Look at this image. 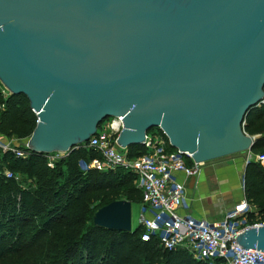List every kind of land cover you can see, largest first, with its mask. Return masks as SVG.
<instances>
[{
  "label": "water",
  "instance_id": "water-1",
  "mask_svg": "<svg viewBox=\"0 0 264 264\" xmlns=\"http://www.w3.org/2000/svg\"><path fill=\"white\" fill-rule=\"evenodd\" d=\"M0 82L28 99L35 152H68L117 116L122 148L158 128L199 164L251 151L242 126L264 100V0H0ZM95 219L133 232L128 200ZM236 242L264 251V225Z\"/></svg>",
  "mask_w": 264,
  "mask_h": 264
},
{
  "label": "trees",
  "instance_id": "trees-1",
  "mask_svg": "<svg viewBox=\"0 0 264 264\" xmlns=\"http://www.w3.org/2000/svg\"><path fill=\"white\" fill-rule=\"evenodd\" d=\"M1 88L0 82V138L17 145L28 140L37 117L25 95L4 97ZM242 127L256 136L251 152L264 153V100L248 109ZM151 131L168 142L160 129ZM20 149L27 151L25 157L0 150V264H204L185 249L166 250L156 240L142 241L139 227L127 232L93 223L99 207L120 199L141 203L132 171L82 169L80 161L101 158L87 144L63 153L53 166L48 165L49 153ZM127 150L129 157L146 152L141 144ZM243 177L244 199L252 209L248 222L264 221V165L248 162Z\"/></svg>",
  "mask_w": 264,
  "mask_h": 264
},
{
  "label": "built area",
  "instance_id": "built-area-1",
  "mask_svg": "<svg viewBox=\"0 0 264 264\" xmlns=\"http://www.w3.org/2000/svg\"><path fill=\"white\" fill-rule=\"evenodd\" d=\"M1 93L5 97L9 91L4 87ZM3 107L0 104V109ZM122 127L121 116L105 119L101 128H97L95 134L84 143L95 149L101 158L91 160L88 164L80 161L79 164L82 169L91 167L107 170L121 167L135 174L136 187L141 192L138 227L141 229L142 241L156 240L166 250L185 249L194 259L204 264H264V251L244 249L236 242V237L245 229L264 225V221L248 222V214L252 209L245 199L235 202L218 221L210 222L181 214L180 209L186 206V196L184 185L177 179V174L198 177L202 164L194 162L190 155L171 148L159 133H154L156 136L147 133L142 144L146 152L129 157L127 148L117 144V135ZM27 141L16 145L14 140L0 138V150L12 151L19 157H25L27 151L20 147L29 149ZM63 153H49L48 165L53 166V161ZM187 159L191 162L188 163ZM250 161L264 165V153L248 151L245 164ZM4 174L12 176L8 171H4Z\"/></svg>",
  "mask_w": 264,
  "mask_h": 264
},
{
  "label": "crops",
  "instance_id": "crops-1",
  "mask_svg": "<svg viewBox=\"0 0 264 264\" xmlns=\"http://www.w3.org/2000/svg\"><path fill=\"white\" fill-rule=\"evenodd\" d=\"M247 153L205 162L198 177L177 174L186 196V206L180 209L181 214L218 221L235 202L244 199L242 175Z\"/></svg>",
  "mask_w": 264,
  "mask_h": 264
},
{
  "label": "rangeland",
  "instance_id": "rangeland-1",
  "mask_svg": "<svg viewBox=\"0 0 264 264\" xmlns=\"http://www.w3.org/2000/svg\"><path fill=\"white\" fill-rule=\"evenodd\" d=\"M153 129V128H152ZM156 129V128H155ZM148 135L150 136H156L153 131L149 130L148 131ZM7 141H10V140H7ZM234 155H245L244 152H239V153H236V154H233V155H229V156H225L226 157H230V156H234ZM123 200H126V199H120L118 201H123ZM101 207H99L93 214V218H92V221L93 223L95 224L96 222V219H95V216H96V213L97 211L100 209ZM139 216H140V203H132L131 204V227H132V230H135L138 225H139Z\"/></svg>",
  "mask_w": 264,
  "mask_h": 264
}]
</instances>
